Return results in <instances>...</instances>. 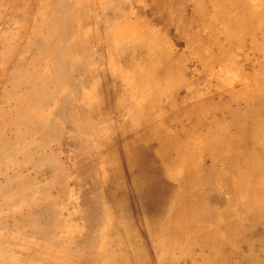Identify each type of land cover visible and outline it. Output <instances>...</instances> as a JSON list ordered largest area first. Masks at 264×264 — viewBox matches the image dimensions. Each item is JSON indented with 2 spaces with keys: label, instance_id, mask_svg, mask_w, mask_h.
Returning <instances> with one entry per match:
<instances>
[{
  "label": "bare ground",
  "instance_id": "6f19581e",
  "mask_svg": "<svg viewBox=\"0 0 264 264\" xmlns=\"http://www.w3.org/2000/svg\"><path fill=\"white\" fill-rule=\"evenodd\" d=\"M205 1L0 0V264H264V62L220 184L197 164L223 136L192 125L222 112L183 114L170 49ZM246 34L264 48V3Z\"/></svg>",
  "mask_w": 264,
  "mask_h": 264
},
{
  "label": "rangeland",
  "instance_id": "374dc122",
  "mask_svg": "<svg viewBox=\"0 0 264 264\" xmlns=\"http://www.w3.org/2000/svg\"><path fill=\"white\" fill-rule=\"evenodd\" d=\"M262 3H264V0H206L202 3L203 9L200 12L196 10L197 16H194V19L190 16L186 17V39L182 38L180 44H174L173 42L171 44L170 52L172 56L174 50L182 53L183 62L187 67L184 86L188 97L184 102L185 110L183 114L188 117V113L193 111L194 108L206 109L209 110V113L212 110L222 112L211 122L200 119L192 125L197 135H200L201 132L211 137L213 143L215 137L223 136L214 155L209 150L204 155L203 147L199 144L201 160L197 166L202 180L205 172L211 176L210 179L215 178L214 180L218 184L228 177V172L224 169L220 159L229 153L232 143H236V137L229 131V127L233 125L232 120L241 117L240 107L246 102L243 97L246 94L255 96L254 92L258 90L259 78L257 77L258 67L256 63L264 62L262 58L264 48L258 49L255 46L247 45L246 42L249 36L246 34L240 37L239 35L243 33L247 26L248 10L259 7ZM187 29H189V32H187ZM256 51H259L262 57L255 58ZM242 56H246L248 59L243 60ZM248 60H254L253 67H245V62ZM236 71H238L236 75L244 71L247 77L243 81L235 76H233L235 80H229L216 73L223 72L235 75L234 72ZM196 99L201 102L192 101ZM189 108L192 109L188 110ZM171 112L173 111L171 110ZM202 140L207 143V138ZM189 149L191 148L189 147ZM210 167H214L212 168L214 171L209 172ZM187 168L191 169V167ZM185 178L188 196L195 194V190L205 189L201 186L204 182H199L197 186H193L190 185L195 182L194 179L191 180L193 176L185 175ZM236 180L239 181L237 177ZM192 187L195 190L191 189ZM237 197L239 198L237 200L238 204L245 205L247 201L253 199L254 194L243 196L241 193ZM171 205L172 203L170 207ZM256 209L260 210L257 207ZM234 213L239 216L244 215L236 207ZM159 219H161V215L156 214L155 220ZM153 230L154 234H158L159 225L155 224ZM196 264H198V261Z\"/></svg>",
  "mask_w": 264,
  "mask_h": 264
}]
</instances>
